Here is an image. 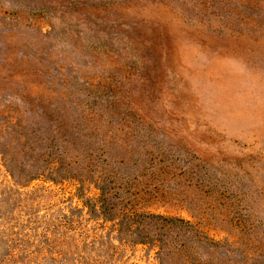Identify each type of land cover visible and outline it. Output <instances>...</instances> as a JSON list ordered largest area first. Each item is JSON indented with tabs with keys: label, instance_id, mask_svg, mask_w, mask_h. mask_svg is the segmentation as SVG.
<instances>
[{
	"label": "rangeland",
	"instance_id": "obj_1",
	"mask_svg": "<svg viewBox=\"0 0 264 264\" xmlns=\"http://www.w3.org/2000/svg\"><path fill=\"white\" fill-rule=\"evenodd\" d=\"M0 264H264V0H0Z\"/></svg>",
	"mask_w": 264,
	"mask_h": 264
}]
</instances>
